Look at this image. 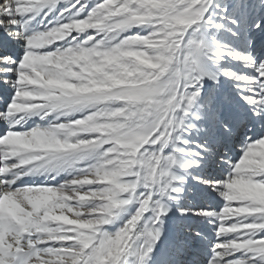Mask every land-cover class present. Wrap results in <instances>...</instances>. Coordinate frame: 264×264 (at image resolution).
<instances>
[{"label":"snow or ice","instance_id":"snow-or-ice-1","mask_svg":"<svg viewBox=\"0 0 264 264\" xmlns=\"http://www.w3.org/2000/svg\"><path fill=\"white\" fill-rule=\"evenodd\" d=\"M0 264H264V0H0Z\"/></svg>","mask_w":264,"mask_h":264}]
</instances>
